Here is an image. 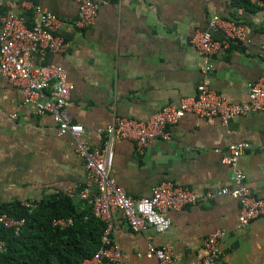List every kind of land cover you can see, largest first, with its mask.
<instances>
[{"label": "crops", "instance_id": "0c3cea01", "mask_svg": "<svg viewBox=\"0 0 264 264\" xmlns=\"http://www.w3.org/2000/svg\"><path fill=\"white\" fill-rule=\"evenodd\" d=\"M35 7L57 16L58 32L70 48L62 55L35 54L32 62L66 70L74 85L68 112L84 127L91 147L102 144L114 117L146 121L164 106L195 97L204 81L226 101L243 103L249 86L264 77V9L249 13L234 8L231 0H108L93 24L81 30L74 27L79 17L74 0H3L0 17L13 12L30 26ZM213 16L237 20L247 44L216 54L205 77L201 57L188 41L205 31ZM169 134L168 141H151L141 151L132 141L114 144L110 174L128 196L149 197L165 181L201 194L232 189L233 168L223 158L229 145L248 143L236 168L244 173L252 195L264 200V112L234 117L225 126L217 117L187 113ZM83 165L71 138L56 135L53 118L30 114L20 93L0 76V204H37L67 195L82 210L89 209L91 201L77 196L85 182ZM238 212V202L230 196L200 201L169 212V226L162 232L154 227L134 232L116 212L113 237L121 264H158L144 256L148 237L155 247H169L175 264H196L205 254L204 238L216 230L226 232L217 264H264V219L242 228Z\"/></svg>", "mask_w": 264, "mask_h": 264}, {"label": "built area", "instance_id": "2783aa9c", "mask_svg": "<svg viewBox=\"0 0 264 264\" xmlns=\"http://www.w3.org/2000/svg\"><path fill=\"white\" fill-rule=\"evenodd\" d=\"M79 17L74 22L76 29L89 28L103 4L108 0H74ZM262 5L259 0H253ZM3 0H0V4ZM35 20L28 26L24 18L8 12L0 17V76L5 78L21 96L22 105L34 116L50 115L56 125L58 137L69 136L77 155L83 160L85 182L79 187L77 196L82 201H91L90 215L103 222L104 230L100 247L81 264H121L120 247L113 237V217L119 212L128 227L134 232H144L149 227L162 232L169 226L166 215L200 201H210L220 196H230L239 205L238 225L247 227L253 220L264 219V200L250 192L246 186L244 173L236 168L238 159L250 148L248 143L231 144L223 162L233 168L234 188H220L201 194L197 191L165 181L155 185L146 198H133L121 189L111 176L114 161V144L119 140L135 142L141 151L151 141H168L169 129L185 114L201 118L217 117L222 125L234 117L252 112H264V77L249 86L248 99L243 103H230L213 91L207 81L198 88L195 97L184 98L178 106L167 105L149 117L138 121L127 117H114L104 130V141L98 147H91L84 139V127L72 121L68 112L74 85L68 80L66 70L59 65H36L32 62L35 54H66L70 45L59 34L57 16L41 7L34 8ZM213 32L220 33L219 39ZM247 44L244 29L240 23L213 16L205 31L196 32L188 41V46L201 57V73L207 76L214 68L213 57L225 53L232 46ZM221 153L220 149H215ZM21 206L32 209L36 203L22 202ZM88 217H85L87 219ZM73 224L71 217L55 219V227ZM24 226L23 219H15L0 214V227L19 235ZM226 236L224 230H216L204 238V257L196 264H217L220 243ZM4 243L0 240V250ZM148 259H156L158 264H175L171 249L167 246L155 247L148 237L146 252Z\"/></svg>", "mask_w": 264, "mask_h": 264}, {"label": "trees", "instance_id": "16d2710c", "mask_svg": "<svg viewBox=\"0 0 264 264\" xmlns=\"http://www.w3.org/2000/svg\"><path fill=\"white\" fill-rule=\"evenodd\" d=\"M259 1L262 5L250 0H231V5L254 13L264 9V0ZM90 210H82L67 195L43 199L32 209L21 206L19 201L0 204V214L24 220L19 235L0 227L4 243L0 264H81L100 247L104 230L103 222L89 216ZM67 217L73 219L71 226L52 225L53 220Z\"/></svg>", "mask_w": 264, "mask_h": 264}, {"label": "bare ground", "instance_id": "6f19581e", "mask_svg": "<svg viewBox=\"0 0 264 264\" xmlns=\"http://www.w3.org/2000/svg\"><path fill=\"white\" fill-rule=\"evenodd\" d=\"M69 226H71V225H69ZM68 227V226H67ZM61 228V227H60ZM64 228H66V227H64Z\"/></svg>", "mask_w": 264, "mask_h": 264}]
</instances>
